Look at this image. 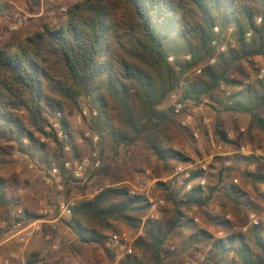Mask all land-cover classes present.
I'll return each mask as SVG.
<instances>
[{"label": "trees", "instance_id": "obj_1", "mask_svg": "<svg viewBox=\"0 0 264 264\" xmlns=\"http://www.w3.org/2000/svg\"><path fill=\"white\" fill-rule=\"evenodd\" d=\"M64 15L58 26L44 23L22 39L15 34L0 47V154L16 150L47 173L57 165L70 188L78 181L67 176L63 147L45 128L49 116L63 112L66 103L78 107L85 100L91 114L97 112L91 129L99 137L101 162L105 146L117 150L143 142L158 161L192 163L168 145L176 115L173 107L163 105L177 92L184 102L201 106L208 99L214 110L247 117L248 134L264 137V76L260 78L262 69L254 66L256 59H264V0H81ZM245 64L253 69V79ZM64 125L69 129L66 120ZM214 133L222 145H235L220 125ZM40 137L56 149L51 152ZM73 148L75 158H81L74 144ZM255 160L246 157L252 164ZM238 170L224 168L219 171L220 184H195L188 193L178 190L174 180V187L166 189L163 219L149 222L134 244L143 261L130 263L187 264L198 255L205 257L202 264H264V217L256 226L234 228L228 215L241 216L257 211V206L234 184L237 179L225 174L240 173L258 193L264 171ZM106 172L101 166L93 176ZM201 175L193 171L192 180ZM5 183L0 177V204L5 203ZM71 192L72 188L68 195ZM217 192L226 202L212 215L209 205ZM148 208V199L128 188L100 186L91 198L72 207L66 225L76 238L73 249L80 253L102 245L114 223L139 228ZM194 208L224 236L196 228L187 215ZM24 212L26 223L38 219ZM3 231L0 227V235ZM178 231H187L189 238L182 249L174 250L169 240ZM40 260L39 253H31L26 264ZM47 264L75 263L63 257Z\"/></svg>", "mask_w": 264, "mask_h": 264}, {"label": "rangeland", "instance_id": "obj_2", "mask_svg": "<svg viewBox=\"0 0 264 264\" xmlns=\"http://www.w3.org/2000/svg\"><path fill=\"white\" fill-rule=\"evenodd\" d=\"M79 1L81 0H0V47L4 48L15 34L22 39L39 30L44 23L54 27L58 26V22L64 19L67 9ZM254 66L264 70V59H256ZM243 68L246 74L253 79V69L247 64L243 65ZM234 76L241 78L236 73ZM207 104H209L208 99L201 106L186 102L184 114L175 117V122L169 131L171 141L168 145L191 158L193 162H206L209 166L213 165V169L209 167L211 173L209 176L210 186H216L219 180L221 182L219 171L227 167L237 168L240 172L246 170L263 172L264 137L259 133L250 134L251 136L248 134L249 120L247 117L214 110ZM170 107H172V103L167 100L163 108ZM84 110L87 111V115H84ZM91 112V106L85 100H80L78 107L66 103L62 112L72 133L73 144L78 148L82 157L89 155L93 150L98 153L101 151L99 144H93L89 137H86L87 134H95L91 129V121L96 116L94 115L96 111L92 114ZM189 116L191 119L185 125L184 122L188 121ZM203 119L209 120L207 126L202 124ZM219 125L222 130L228 133L229 139L234 141L235 145L225 146L219 142L214 133L215 127ZM40 139L48 144L51 152L56 149L53 142L44 137H40ZM220 146L223 147V150H219ZM242 147L248 153L258 152L262 160L252 155L256 159L255 164H252V161H246L247 156L239 154ZM102 167L107 172L99 177L93 176L95 170L87 171L86 183H90L85 190H81L82 183L80 186V184L75 185L72 182L70 187L72 192L68 195L69 187L62 194L57 191L55 185L46 183L47 169L42 168L41 164L16 150H8L6 154H0V177L6 181L4 188L5 203L0 204V227L5 222L8 212L17 207L38 216V219L46 217L39 213L41 208H53L54 214L60 217L59 199L77 202L81 199L91 198L100 186L125 187L131 191V194L145 196L148 201L149 199H164L167 204L166 189L168 186L174 187L172 176L176 163L158 161L145 143L141 142L131 148L117 150L105 146L102 153ZM225 174L236 178L238 180L237 186L246 190L257 206V211H245L241 216L228 215L227 219L233 222L235 229L244 228L251 224L249 217L252 214L256 215L260 222V219L264 217V185L256 193L240 173L231 172L229 174L226 172ZM226 181L230 182L228 178ZM20 190H24V194H21ZM31 192H33V196L30 195ZM225 202L226 199L222 193H215L209 205L211 214H217ZM165 209H167V205L159 210L160 218L158 221L147 220L146 213L143 223L136 229L123 223H114L113 230L105 233L106 239L102 245L81 250L80 253L73 249L76 238L66 225L69 218L61 217L58 218L59 221L56 224H53V226H57L56 230L51 227V224L40 225L42 231L29 241L27 255L34 252L39 253L41 260L38 264H47V262H53L63 257L66 262H74L75 264H131V261L141 263L143 255L140 250L135 248L134 244L144 235L145 226L149 222L155 223L163 219ZM187 215L189 219L193 220L196 228L207 230L217 238L224 236V232L217 226L210 224L196 208L189 211ZM196 219L198 221H195ZM112 234H126L129 241L123 246L117 247L109 240V236ZM10 236H13V232L6 229L0 235V239ZM188 238L189 233L187 231H178L170 238L169 245L174 250H180L185 246ZM200 258L197 255L194 261L187 264H202L203 261H200ZM25 261L26 257L24 262L19 261L15 264H24Z\"/></svg>", "mask_w": 264, "mask_h": 264}, {"label": "built area", "instance_id": "obj_3", "mask_svg": "<svg viewBox=\"0 0 264 264\" xmlns=\"http://www.w3.org/2000/svg\"><path fill=\"white\" fill-rule=\"evenodd\" d=\"M65 11V9H63ZM261 22V19L258 20V23ZM218 32V28L215 29ZM233 29L230 28L228 33L231 34ZM250 37V34H248ZM215 44V42H214ZM225 48L222 50L224 51ZM189 59V57H187ZM172 60V58L170 59ZM215 60L213 59L210 64L213 65ZM201 70H198L197 73L199 74ZM264 70L261 71L260 78H263ZM222 89H225L224 86ZM230 93H228L229 95ZM170 101L172 103V107L174 109V113L176 116H182L186 109V102H184L181 98L180 93H173L170 96ZM84 115H87V111L84 110ZM96 115V112H94ZM191 117H188V121L184 122L189 123ZM64 116L62 112H56L49 118L48 124L45 128V131L48 134H51L63 147V152L66 155V160L64 163V168L68 172L67 176H71L75 181H78L75 184H85L87 182L86 173L88 170H97L102 166V162L99 158V153L96 150L90 152L89 155L83 156L81 158H75L74 156V148H73V141H72V133L70 129H68L64 125ZM202 124L207 126L209 124L208 119H203ZM86 137L93 142V144L97 145L99 143V137L94 134H87ZM198 138V135H196ZM219 150H222V147H219ZM239 154L248 156L254 155L256 158H260V154L258 152L255 153H248L245 148H240ZM201 172V177L195 182L192 180L193 171ZM209 164L206 162H192V163H180L178 164L173 172L172 178L176 181V187L178 190H181L183 193L191 192L194 188L195 184H199L202 187H206L210 184L209 178ZM45 181L47 184L55 185L57 191L59 193L64 194L67 191V186L64 184V176L60 168L57 165H54L46 174ZM156 181V180H155ZM155 183V182H154ZM234 184H238V180H234ZM20 193L23 194L24 190H20ZM75 202L70 200L66 201L64 199L59 201V210L61 212V217L70 218L72 215V207L74 206ZM166 202L164 199H149V208L147 211L146 219L150 221H158L160 218L159 210L165 207ZM25 212L22 208L17 207L10 210L8 214L7 221L2 224V228L9 229L13 232V236H15L19 243L22 245H26L29 243L30 240L34 238V236L41 231V222L40 221H32L26 223L24 221ZM250 222L252 225H258L259 219L256 215L252 214L249 217ZM195 221H198L197 219ZM53 229L56 230L57 227L53 226ZM221 235V234H219ZM110 242L117 246L121 247L126 242L129 241V238L126 234H112L109 236ZM205 257L202 256L200 261H204ZM0 264H12L10 259H0ZM194 264V263H193Z\"/></svg>", "mask_w": 264, "mask_h": 264}, {"label": "crops", "instance_id": "obj_4", "mask_svg": "<svg viewBox=\"0 0 264 264\" xmlns=\"http://www.w3.org/2000/svg\"><path fill=\"white\" fill-rule=\"evenodd\" d=\"M30 195L33 196V192H31ZM59 200H58V203H59ZM39 213H41L42 215L46 217L37 219V220H40L41 224L43 225L51 224L52 228H53V224H56L61 218V215L60 217H57L56 214H54L53 208H49V209L41 208ZM47 218H50V219H47ZM6 221L7 220H5V222ZM1 228H2V225H1ZM2 229L4 231L6 230V228H2ZM41 231H42V228H41ZM27 247H28V244L26 245L20 244L18 239L15 236L3 237L2 239H0V259H10L12 261V264H15V262H19V261L24 262L25 257L27 261L28 256L31 254L30 253L27 255V253L29 252ZM26 261L24 264H26Z\"/></svg>", "mask_w": 264, "mask_h": 264}]
</instances>
